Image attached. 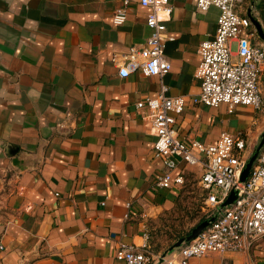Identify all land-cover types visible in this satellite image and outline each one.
Masks as SVG:
<instances>
[{
    "label": "crops",
    "instance_id": "crops-1",
    "mask_svg": "<svg viewBox=\"0 0 264 264\" xmlns=\"http://www.w3.org/2000/svg\"><path fill=\"white\" fill-rule=\"evenodd\" d=\"M122 2L0 0V264H121L119 241L141 245L147 233L150 243L148 222L177 213L184 186L154 187L164 167L153 155L149 110L136 107L161 83L168 95L184 96L173 124L183 142L241 136L245 165L264 148V76L259 108L194 102L197 47L213 38L218 9L170 0L169 71L122 78L121 54L145 46L151 32L138 0H128L122 24L112 22ZM250 16L264 32L263 13L253 6ZM253 41L264 45L257 31ZM231 47L235 53V40ZM188 172L200 178L202 167L179 162L172 174ZM150 246V264H164L167 240ZM189 264H264V240Z\"/></svg>",
    "mask_w": 264,
    "mask_h": 264
},
{
    "label": "built area",
    "instance_id": "built-area-1",
    "mask_svg": "<svg viewBox=\"0 0 264 264\" xmlns=\"http://www.w3.org/2000/svg\"><path fill=\"white\" fill-rule=\"evenodd\" d=\"M245 0H197L201 10L215 6L219 13L213 38L203 40L197 47L199 62L194 76L200 82L195 103L208 106L227 105L232 111L236 105L259 108L262 104L260 80L264 76V45L254 43L256 30L250 11L253 4L243 7ZM148 8L145 22L151 32L145 46L131 47L121 54L118 75L126 77L140 70L146 76L162 78L170 69V60L163 49L168 35L166 22L170 19V0H138ZM128 0H123L112 15L114 24L126 20ZM245 12V13H243ZM264 15V4L262 6ZM251 29V30H250ZM236 41L235 53L231 42ZM118 60L117 56H113ZM167 86L160 85L154 97H146L136 103L137 108L149 110L151 130L156 136L153 155L162 160L164 169L155 179L154 187L171 188L184 182L183 175H173L179 162L200 165L199 184L206 191L203 201L212 216L195 238L161 257L164 264H189L193 257L206 254H225L233 251L248 252L256 243L264 240V148L256 164L245 180L241 173L246 160L243 156L245 140L241 136L222 132L212 144L180 140L173 126L174 115L182 113L185 99L182 95L167 93ZM230 193L234 199L223 205ZM144 234V243L136 245L119 241L115 257L121 264H150L153 254ZM1 248V245H0Z\"/></svg>",
    "mask_w": 264,
    "mask_h": 264
},
{
    "label": "rangeland",
    "instance_id": "rangeland-1",
    "mask_svg": "<svg viewBox=\"0 0 264 264\" xmlns=\"http://www.w3.org/2000/svg\"><path fill=\"white\" fill-rule=\"evenodd\" d=\"M244 2H252L254 8L262 12L264 0H245ZM262 21L264 23L263 18ZM263 143L264 140H262L261 144ZM260 151L261 148H258L254 154L255 158L253 164H256ZM201 191L202 188L199 184V178H197L194 173L188 172L184 194L179 203L180 209H178L177 213H173L172 211L165 216L155 220L152 219L148 222L149 233L152 235V239L155 240V242H166L167 240V244H170V235L187 236L190 233L191 229L199 223V219L202 218L205 213H208L207 208L200 202ZM3 219V217L0 218V227ZM170 231L172 232L171 234L169 233Z\"/></svg>",
    "mask_w": 264,
    "mask_h": 264
},
{
    "label": "water",
    "instance_id": "water-1",
    "mask_svg": "<svg viewBox=\"0 0 264 264\" xmlns=\"http://www.w3.org/2000/svg\"><path fill=\"white\" fill-rule=\"evenodd\" d=\"M252 23L259 35V37L264 41V32L260 26V24L255 21L254 19H252ZM255 156H253L245 165L242 173H241V180H245V178L248 176V173L252 167L253 161H254ZM235 195L234 193H230V195L228 196V198L224 201L223 205H226L228 203H230L233 199H234ZM209 221L208 220H203L200 223H198L196 226H194L190 233L187 236H183L181 238H179L171 247L170 250H172L173 248H177L179 247L182 243L187 242L192 240L193 238H195L205 227H207Z\"/></svg>",
    "mask_w": 264,
    "mask_h": 264
},
{
    "label": "trees",
    "instance_id": "trees-1",
    "mask_svg": "<svg viewBox=\"0 0 264 264\" xmlns=\"http://www.w3.org/2000/svg\"><path fill=\"white\" fill-rule=\"evenodd\" d=\"M183 176L184 177H186L187 178V176L185 175V173L183 174ZM184 183V182H183ZM185 187V185L184 184H182V187ZM184 187H183V190H184ZM205 197H206V191L205 190H203L202 189V191H201V194H200V202H202L203 203V201H204V199H205ZM180 200L178 201V204H177V208L178 209H180ZM211 215L209 214V212L208 213H205L204 214V216L202 217V218H200L199 219V223L201 222V221H203V220H210L211 219ZM170 234L172 233L171 231L169 232ZM149 235H150V233H149ZM181 237H183V236H179V235H170L169 236V238H170V244H168V248L170 247V246H172L173 245V243H175L179 238H181ZM152 242H155V240H153L152 239V235H150V243H152ZM150 243H148V247H149V249H150V251H152L151 249H152V247L150 246ZM156 243H158L159 244V242L157 241Z\"/></svg>",
    "mask_w": 264,
    "mask_h": 264
}]
</instances>
